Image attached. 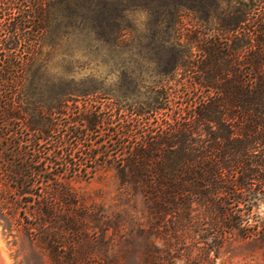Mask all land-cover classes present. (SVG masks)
<instances>
[{
    "label": "trees",
    "instance_id": "16d2710c",
    "mask_svg": "<svg viewBox=\"0 0 264 264\" xmlns=\"http://www.w3.org/2000/svg\"><path fill=\"white\" fill-rule=\"evenodd\" d=\"M188 1L156 9L152 84L101 107L48 76L59 0H0V215L53 264H192L264 228V0Z\"/></svg>",
    "mask_w": 264,
    "mask_h": 264
},
{
    "label": "rangeland",
    "instance_id": "374dc122",
    "mask_svg": "<svg viewBox=\"0 0 264 264\" xmlns=\"http://www.w3.org/2000/svg\"><path fill=\"white\" fill-rule=\"evenodd\" d=\"M160 1L59 0L46 37L49 78L72 79L71 85L76 89L72 96L78 93L80 102L85 97L95 98L101 107L116 100L127 102L134 92L144 93L157 77L154 60L163 54L160 38L153 34L156 26L164 25L156 12ZM166 1L168 6L177 8L181 0ZM118 25L122 26L119 33L114 30ZM104 180L94 177L89 182L73 183L95 188L102 186ZM115 187L108 183L109 195ZM257 211L264 219V202ZM0 216V264H53L26 232L16 229L8 217ZM134 239L137 243L141 238ZM128 246L121 241L115 248L122 252ZM92 251L98 252L97 247L93 246ZM209 254L211 258L198 252L193 259L197 262L192 264H264V228L251 237L235 236ZM127 262L139 261L129 255L122 258L123 264ZM176 264L186 263L179 260Z\"/></svg>",
    "mask_w": 264,
    "mask_h": 264
}]
</instances>
